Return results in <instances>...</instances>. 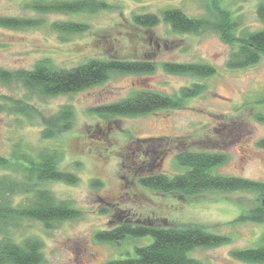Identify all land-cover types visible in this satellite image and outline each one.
I'll return each mask as SVG.
<instances>
[{
	"label": "rangeland",
	"instance_id": "1",
	"mask_svg": "<svg viewBox=\"0 0 264 264\" xmlns=\"http://www.w3.org/2000/svg\"><path fill=\"white\" fill-rule=\"evenodd\" d=\"M31 1L0 0V16L40 17L42 14L24 7ZM106 1L115 8L96 14L42 15L45 25L39 28L0 27V68L8 70L32 69L43 58L61 68H73L93 58L154 64L149 72L112 73L106 81L82 91L47 98L29 93L19 83L0 82V103L5 107L0 112V155L12 158L25 152L37 156L43 148L59 145L62 153L59 166L75 174L78 183L50 181L45 187L58 199L71 201L83 213L81 218L55 222L50 228L39 221L25 220L14 227V238L19 242L30 236L39 238L44 257L41 264H102L134 256L137 246L153 241L148 236L113 244L95 238L98 231L122 222L116 215L123 211L137 221L202 225L231 241L218 247L197 248L191 253L193 257L208 264H252L236 260L230 253L264 245V223L235 222L240 214L255 206L254 193L208 191L191 196L161 193L139 183L143 173L138 169L150 155L159 152L161 159L155 169L176 175L183 171L176 163L180 151H217L229 155L226 164L213 169L217 174L264 182V148L258 145L264 138V121L257 119L258 115L264 117V57L253 66L231 70L227 61L238 46L223 41L216 31L176 33L163 20L153 29L138 27L133 21L139 14L162 16L168 8H179L194 18L214 16L211 0ZM218 2L238 22L237 28H233L237 36L264 28L258 14L264 0ZM57 21L86 22L90 29L60 35L51 28ZM166 62L209 64L217 72L204 79L174 74L165 70ZM195 83L204 84L207 89L184 101L182 108L129 116H100L94 112L97 107L140 91L177 97L183 88ZM9 98L29 102L38 113L26 116L10 111L13 104ZM65 105L75 110L73 129L56 142L43 140L42 116H49ZM18 172L16 168H0V179L20 175ZM93 179L103 184L93 185ZM24 199V195H15L13 203L20 205ZM87 250L93 256H88Z\"/></svg>",
	"mask_w": 264,
	"mask_h": 264
},
{
	"label": "trees",
	"instance_id": "2",
	"mask_svg": "<svg viewBox=\"0 0 264 264\" xmlns=\"http://www.w3.org/2000/svg\"><path fill=\"white\" fill-rule=\"evenodd\" d=\"M215 15L194 18L179 8H168L162 16L154 13L139 14L133 18L138 27L153 29L161 20L171 25L176 33H199L216 31L226 43H236L229 56L227 66L231 70L247 68L257 64L264 57V28L262 30L239 37L233 32L238 22L233 19L227 8L219 5L218 0H211ZM26 9L42 15L61 14H96L114 9L115 6L106 0H32L24 4ZM258 14L264 23V3L261 2ZM40 17L0 16V27L14 30L39 28L45 25ZM53 31L60 35H73L86 32L90 24L78 21H57L51 24ZM154 64L141 60L98 59L73 68H61L49 58L39 60L32 69L20 68L8 70L0 68V82L21 84L29 93L43 98L62 94H73L106 81L112 73H143L153 69ZM169 73L187 74L198 78H208L216 74V68L209 64L189 63L164 64ZM207 87L195 83L185 87L177 97H169L154 91H140L121 101L103 105L94 109L100 116L142 115L164 108H182L183 102L199 96ZM7 99V98H6ZM13 105L10 111L31 116L38 110L29 102L9 98ZM10 102V104H11ZM0 103V112L4 110ZM75 110L65 105L49 115L42 116V138L55 141L72 130L75 123ZM259 121L264 117L257 116ZM264 148V138L258 142ZM47 146L37 156L29 153L16 154L17 157L0 155V168L19 169L16 176H3L0 179V264H41L44 260L42 242L37 237H27L22 242L13 236L14 227H19L25 220H35L46 227H53L55 222L75 220L83 213L75 208L71 201L58 199L45 184L50 181H61L68 184L78 183V177L60 168L59 159L62 153L57 147ZM161 151V150H160ZM162 157V156H161ZM159 152L150 155L147 162L140 166L142 177L139 183L161 193H183L186 196L197 195L208 191H248L256 196L255 206L240 214L235 222L264 223V182L237 176L217 174L213 169L229 161V155L217 151H180L176 155V163L183 171L176 175L160 172ZM158 165V166H157ZM158 171V172H157ZM148 173V174H144ZM92 184L99 186L102 181L93 179ZM24 195L20 205H14L13 197ZM116 216L122 222L108 230H100L95 238L104 243H121L127 238H145L151 236L153 241L137 246L134 256H126L108 260L102 264H208L191 255L197 248L218 247L228 244V236L210 232L202 225H164L159 221L146 219L134 220L121 211ZM124 218V219H123ZM119 220V221H120ZM165 223V222H164ZM231 256L239 261L252 264L264 263V245L256 248H242L231 251Z\"/></svg>",
	"mask_w": 264,
	"mask_h": 264
},
{
	"label": "flooded vegetation",
	"instance_id": "3",
	"mask_svg": "<svg viewBox=\"0 0 264 264\" xmlns=\"http://www.w3.org/2000/svg\"><path fill=\"white\" fill-rule=\"evenodd\" d=\"M85 252H86V254H87L88 256H93V253L90 252L89 250H87V251H85Z\"/></svg>",
	"mask_w": 264,
	"mask_h": 264
},
{
	"label": "water",
	"instance_id": "4",
	"mask_svg": "<svg viewBox=\"0 0 264 264\" xmlns=\"http://www.w3.org/2000/svg\"><path fill=\"white\" fill-rule=\"evenodd\" d=\"M262 203H263V205H264V199H263V202H262Z\"/></svg>",
	"mask_w": 264,
	"mask_h": 264
}]
</instances>
